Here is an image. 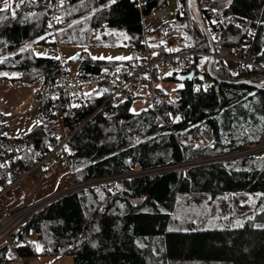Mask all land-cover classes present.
<instances>
[{
    "label": "trees",
    "instance_id": "16d2710c",
    "mask_svg": "<svg viewBox=\"0 0 264 264\" xmlns=\"http://www.w3.org/2000/svg\"><path fill=\"white\" fill-rule=\"evenodd\" d=\"M7 1L14 5L15 0ZM167 2L145 0L143 13L149 14ZM179 2L182 7L175 19L150 33L162 36L161 42L150 40L155 56L167 54L169 49L175 53L210 52L187 0ZM196 2L213 40L218 38L225 50L245 49L251 31L258 29L252 56L264 66V0ZM25 8L22 4L17 9L0 11V69L18 71L22 82L40 83L36 96L55 83L60 66L58 59L38 58L31 48L18 51L25 45L86 49L96 35L92 43L97 46L125 48L131 53L143 46L142 11L134 0H116L111 5L108 0H70L60 11L57 42L50 40L49 11L39 8L25 16ZM171 39H179V44L170 47ZM78 55L76 62L68 63L61 54L69 71L70 63L79 64L74 77L98 74L134 60H94L86 50ZM208 61L207 57L201 58L199 65L205 73L192 80L182 79L187 75L183 71L167 74L162 83L166 80L183 85L179 97L172 99L158 88L152 92L149 107L135 110L139 115L131 111L137 94L100 110L109 94L104 88L101 93L97 89L85 97H64L60 117L63 127H80L70 142L65 161L69 186L171 162L199 163L185 170L109 183L58 198L13 234L16 255L72 256L75 264H264V226H259L264 222V155L234 162L204 161L264 142V74L253 70L243 75L215 60L211 71L222 81L219 82L208 77ZM57 121L55 116L37 121L38 126L30 134L18 138L31 140L29 154L25 155H30L31 165L39 152L47 154L56 144L53 134L59 129ZM11 173V169L0 170L3 186L8 184ZM233 193L256 198L259 212L253 219L236 227L174 229L179 196L206 194L216 198ZM36 244L42 251L36 250ZM10 254L1 250L0 264H9Z\"/></svg>",
    "mask_w": 264,
    "mask_h": 264
},
{
    "label": "built area",
    "instance_id": "2783aa9c",
    "mask_svg": "<svg viewBox=\"0 0 264 264\" xmlns=\"http://www.w3.org/2000/svg\"><path fill=\"white\" fill-rule=\"evenodd\" d=\"M136 7L142 11L141 23L143 27V46L132 53L133 63L123 64L116 68L105 69L98 74L88 75L86 77H74L70 75L66 61L61 54L57 63L59 64V77L55 81L42 90L30 102L31 110L21 116L22 120L28 122L31 120V111H36V120L43 122L48 117L55 116L57 118L56 126L59 129L53 134L56 144L51 147L50 152L36 155V162L31 165L29 154L30 139L18 140L11 137L10 133L14 132L11 127L15 119L3 121L0 118V164L6 166L0 170L11 169L12 173L8 180V184L3 186L0 182V251L7 250L15 253L12 243L13 234L20 228L25 226L29 220L43 207L57 200L64 195L79 190H87L89 188L106 185L114 182H122L143 176L163 175L168 172L180 169L184 164H170L144 170H136L130 173L101 177L89 180L80 184L72 185L66 189H57L48 195L39 199H32L27 204H15L11 208L3 206L4 199L15 189H17L24 181L41 171H53L60 173L63 168L66 169L65 161L69 155V145L80 127L76 130L63 127L60 119L63 112V99L66 95L74 98L85 97L90 94L92 88H107L108 97L99 108L102 109L106 105L117 106L132 96L138 94L141 85L148 86L152 92L156 91L162 85L165 75L171 72L183 71L187 74L192 73L195 77L197 74H204L205 69L201 68L199 62L201 58L211 56V53H198L194 51L188 52H169L160 56H155L151 49L149 35L151 32L159 30L166 23L175 19V13L168 9L167 6H161L153 9L149 14H144L143 9L145 0H134ZM26 5L24 15H32L39 8H44L48 13L49 25L51 24V41L57 42L58 28L61 22H57L56 18L61 17L60 11L64 6L70 4V0H21L12 6L17 9V5ZM258 29H253L250 33L249 44L245 49H235L233 51L225 50L219 39L214 40L215 53L214 59L222 61L227 65H233L238 72L247 75L255 70L264 74V66L255 62L252 56V47L257 37ZM175 42L169 40L168 45L173 46ZM137 57L139 59H137ZM251 65V68L248 66ZM159 86V87H158ZM110 89V90H109ZM19 119V118H18ZM264 155V142L246 147L242 150L220 155L214 158L204 160L206 163L215 162H234L238 159L247 157H255ZM203 162V161H202ZM199 162H190L191 165ZM179 167V168H178ZM16 254V253H15Z\"/></svg>",
    "mask_w": 264,
    "mask_h": 264
},
{
    "label": "rangeland",
    "instance_id": "374dc122",
    "mask_svg": "<svg viewBox=\"0 0 264 264\" xmlns=\"http://www.w3.org/2000/svg\"><path fill=\"white\" fill-rule=\"evenodd\" d=\"M0 9L8 4L7 0H0ZM21 0H15V3ZM205 2V0H202ZM166 6L169 10L177 14L182 5L179 0H168ZM96 35L93 37L92 42ZM150 40L153 42H161L162 36L158 33H152L149 35ZM174 44H179V39H171ZM86 48L82 49L78 46L63 45L61 50L57 46L49 45H25L18 51L31 48L34 54L38 58H53L60 56V53L66 59V61H72L70 57H79V53L86 50L88 55L92 57H132L130 50L125 48H111L102 44L97 46L92 43ZM14 54V52L12 53ZM39 54V55H37ZM101 60V59H94ZM107 62H126L128 60H107ZM205 60L201 61L203 64ZM122 64V63H121ZM78 63H70L71 77H74L78 73ZM229 66V65H228ZM229 67L236 70L235 66ZM7 73L8 75H3ZM20 74L16 70L0 69V118L3 121L15 119L12 124L14 129L11 137L18 139L21 136L30 134L37 126L38 122L35 119L36 113L31 111L32 120L30 122H24L21 116L31 110L30 102L36 96L40 90V83L28 84L20 81ZM166 76V75H165ZM180 83L164 81L162 86L159 87L162 91H165L172 99L179 97ZM103 88H92L90 93L97 90L102 92ZM152 90L142 84L141 90L137 94V99L134 104V109L140 111L142 108H147L152 103ZM19 118V119H18ZM190 163V162H189ZM188 162L181 168L185 170L190 166ZM170 167L174 168L173 163ZM179 168V167H178ZM67 168H63L60 173L53 171H41L32 177L24 181L17 189L12 191L3 201V206L11 208L15 204H27L32 199H39L48 195L51 192H55L57 189H66L69 184L67 183ZM256 198L251 194L246 193H233L225 194L220 197L212 198L206 194H189L178 197V204L173 216L174 229L182 230H208L224 227H236L244 223L248 219H253L256 212L255 208ZM15 203V204H13ZM264 226V222L259 224ZM156 243V252H160L158 241ZM9 264H75L72 256H65L62 258H56L52 256H39V257H19L15 253L10 254Z\"/></svg>",
    "mask_w": 264,
    "mask_h": 264
},
{
    "label": "water",
    "instance_id": "95a60500",
    "mask_svg": "<svg viewBox=\"0 0 264 264\" xmlns=\"http://www.w3.org/2000/svg\"><path fill=\"white\" fill-rule=\"evenodd\" d=\"M187 4H188V7H189L191 14L193 15V17L196 19V21L200 25V27H201V29H202L205 37H206V40L209 44V47H210L211 56L209 57V61H208L207 67H206V73H207L208 77H210L211 79L222 82L221 80H218L217 78H215V76L213 75V73L211 71L212 66L215 62V59L213 56L215 53V46H214L213 37H212L209 29L207 28L206 24L204 23L201 15H200L199 7L197 5L196 0H193L192 4H190L189 0H187ZM76 57H77V59H75L74 62H76L79 59L78 56H76ZM181 78L184 80H189V79L192 80L195 78V76L192 73H190V74L181 76ZM203 78H204V76H203Z\"/></svg>",
    "mask_w": 264,
    "mask_h": 264
},
{
    "label": "snow or ice",
    "instance_id": "6c2138e0",
    "mask_svg": "<svg viewBox=\"0 0 264 264\" xmlns=\"http://www.w3.org/2000/svg\"><path fill=\"white\" fill-rule=\"evenodd\" d=\"M108 2H109V5H111V4H114V3L116 2V0H108ZM189 3L192 4V3H193V0H189ZM11 7H12L11 4H6L5 7H4L3 9H0V11H8ZM16 7L18 8L19 5H17ZM12 16H13V17L15 16V11L12 12ZM56 20H57V22H62V20H60L59 17H57ZM212 23H216V21H213ZM51 26H52V25L50 24L49 27H51ZM97 38L99 39L100 37H97ZM40 39L46 40L47 37H40ZM125 39H130V37L125 36ZM25 50H27V49H23L22 51H25ZM176 50H178V49H176ZM169 51H173V49H169ZM37 55H39V54H37ZM56 59H59V57H56ZM70 59L75 60V59H77V57H70ZM92 59H101V60H103V59H107V60H109V61L115 59V60L123 61V60H132L133 57H115V58H113V57H92ZM137 59H139V58L137 57ZM0 63H2V61H0ZM248 67L251 68V65H249ZM3 75L7 76L8 74H7V73H4ZM169 75H171V73H169ZM158 87H159V86H158ZM180 87H183V85H181ZM197 90H199V89H197ZM104 91H106V90H104ZM89 95H90V94H89ZM131 111H132L135 115H139V113H136V112H135V109H131ZM5 166H6L5 164H0V168H3V167H5ZM35 247H36V250H37L38 252H39V251H42V248H41V246H40L39 244H36ZM49 250H50V249H49Z\"/></svg>",
    "mask_w": 264,
    "mask_h": 264
},
{
    "label": "crops",
    "instance_id": "0c3cea01",
    "mask_svg": "<svg viewBox=\"0 0 264 264\" xmlns=\"http://www.w3.org/2000/svg\"><path fill=\"white\" fill-rule=\"evenodd\" d=\"M0 2H2L3 3V1H0ZM96 91V90H95ZM94 92V91H93Z\"/></svg>",
    "mask_w": 264,
    "mask_h": 264
}]
</instances>
